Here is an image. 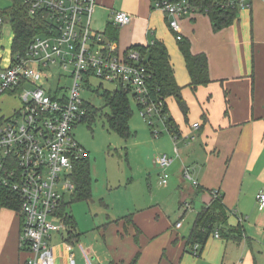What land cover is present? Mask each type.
I'll use <instances>...</instances> for the list:
<instances>
[{
  "label": "crops",
  "instance_id": "crops-1",
  "mask_svg": "<svg viewBox=\"0 0 264 264\" xmlns=\"http://www.w3.org/2000/svg\"><path fill=\"white\" fill-rule=\"evenodd\" d=\"M236 1L249 6L239 7L232 24L218 31L212 30L208 16L202 13L179 20L180 34L188 39L191 52L207 57L209 82L192 91L177 41L165 14L153 7L152 0H94L93 12L97 10L101 20L106 19V27L115 12L130 16L127 24L117 27L119 50L154 40L165 45L182 96L196 111L186 118L171 114L180 136L176 142L170 136L172 147L165 154L172 162L162 170L175 184L170 200L139 207L128 220L116 221L102 256L88 251L94 263L129 264L139 252L136 264H264V206L258 201V193L264 192V3ZM194 122H198L196 129ZM186 167L196 186L183 177ZM214 190L219 191L232 233L215 237L218 227H214L194 255L188 238L197 213L210 204ZM239 224L243 230L236 239L234 230ZM21 227L19 212L0 208V264H27L29 252L20 245ZM66 232H55L50 239L55 252L61 249L58 264H67ZM71 255L76 264H83L75 243Z\"/></svg>",
  "mask_w": 264,
  "mask_h": 264
},
{
  "label": "built area",
  "instance_id": "built-area-1",
  "mask_svg": "<svg viewBox=\"0 0 264 264\" xmlns=\"http://www.w3.org/2000/svg\"><path fill=\"white\" fill-rule=\"evenodd\" d=\"M24 2L30 14L46 10L51 27L48 34L35 36L22 54L11 57L8 66L0 67V97L11 92L19 101L17 108L0 117V187L11 189L19 197L20 245L29 252L27 264H58L50 239L53 233L67 228L58 215L59 206L65 193H71L75 187L71 178L75 163L86 156L73 129L86 119L87 101L82 95L91 89V80L96 78L120 86L141 107L143 116L156 114L164 118V98L155 100L150 96L146 85L148 69L137 50L121 51L114 40L91 29L94 0ZM229 2L249 6L242 1ZM152 3L165 14L168 27L178 36L179 20L198 12L190 0H152ZM129 20L130 16L122 11L111 17L115 26L125 25ZM61 78L67 79L69 85L62 86ZM192 127L196 129L198 123L194 122ZM171 136L175 142L179 139L177 135ZM157 162L164 170L172 159L163 153ZM183 177L197 185L187 167ZM159 183H167L165 172ZM217 194L212 191L213 197ZM258 201L264 206L263 191L258 193ZM184 207L189 204L184 203ZM180 224L177 222L176 227ZM214 236L219 237V233L214 232ZM72 246L65 243L67 264H76ZM77 247L83 264H96L87 249L81 244ZM198 252L199 245L194 244L192 254Z\"/></svg>",
  "mask_w": 264,
  "mask_h": 264
},
{
  "label": "rangeland",
  "instance_id": "rangeland-1",
  "mask_svg": "<svg viewBox=\"0 0 264 264\" xmlns=\"http://www.w3.org/2000/svg\"><path fill=\"white\" fill-rule=\"evenodd\" d=\"M9 4V0H0V10L6 11ZM90 27L95 31L106 28V19L101 20L97 10L92 14ZM12 37L10 22L4 16L0 25V65H7L10 61ZM57 70L63 73L61 69ZM60 84L68 86L69 81L61 78ZM91 84V89L82 96L87 103L98 109V114L90 124L83 121L73 129L76 140L89 155L90 198L72 201L71 193L66 192L65 202L71 203L69 210L79 233L75 248L81 244L91 254L97 252V257H101L104 243H109L110 230L116 221L127 218L139 207L154 204L161 199L170 200L175 184L172 183L171 175H168L165 185L159 183L162 168L156 163L158 155L167 153V149L172 147L171 134L165 125L166 115L165 118L156 114L143 116L141 107L129 98L131 116L128 126L131 135L125 139L110 130L106 121L109 108L104 106L101 93L104 89H112L113 84L96 78L91 80ZM7 94L0 97V117H6L13 108L19 106L14 94ZM164 100L168 115L180 114L183 117L171 97H165ZM188 108V117L196 114L190 105ZM164 205L168 207V201ZM56 255V262L61 263V249L56 250Z\"/></svg>",
  "mask_w": 264,
  "mask_h": 264
},
{
  "label": "trees",
  "instance_id": "trees-1",
  "mask_svg": "<svg viewBox=\"0 0 264 264\" xmlns=\"http://www.w3.org/2000/svg\"><path fill=\"white\" fill-rule=\"evenodd\" d=\"M10 4L6 11L0 10V18L8 17L10 22L13 37H12V53L22 54L28 43L37 35L48 34V29L51 27L49 13L46 10H39L34 14L29 13V6L24 0H9ZM197 8L198 13L207 15L213 31H218L228 27L238 16L237 4H232L229 0H190ZM3 23V22H2ZM1 23V24H2ZM0 24V25H1ZM117 27L111 22L108 23L104 34L116 42ZM180 50L185 65L190 76V89L195 91L198 86L206 85L209 82L207 57L204 53L193 54L190 50V43L187 38L182 35L178 36L175 31H172ZM130 49H135L140 54L142 62L148 69V78L146 85L150 96L157 100L159 98L172 97L183 116L186 118L188 106L182 96L181 87L176 83L172 66L169 61V55L165 45L154 40L146 45H136ZM101 87V85H99ZM104 106L109 108V113L106 114L107 125L110 130L114 131L123 138H128L131 135L128 126V120L131 116L129 106V98L127 93L120 86H113L112 89H104L101 93ZM88 112L86 119L90 124L94 117L98 114V109H95L90 103H86ZM168 107L164 100L162 113L166 115L165 125L169 134L177 135L179 131L177 125L171 115L167 114ZM198 123V122H197ZM89 155L79 159L74 166L71 174L72 181L75 185L71 192L72 201L90 198V174H89ZM218 194L213 197L210 204L202 207L197 213L193 229L188 238V244L191 247V252L194 244H198L199 248L204 244L210 233L217 228L219 236L228 237L232 233V229L227 224V211L221 202L219 191L214 190ZM70 202H65V198L59 206L58 215L66 224L67 240L74 244L77 242L79 233L76 231V221L71 214ZM0 208H8L19 212V197L11 189L0 187ZM21 217V216H20ZM128 220V218H126ZM22 220V218H21ZM242 226L239 224L235 227L236 239L242 233ZM139 252L131 259L129 264H136ZM107 264H118L117 262H109Z\"/></svg>",
  "mask_w": 264,
  "mask_h": 264
}]
</instances>
